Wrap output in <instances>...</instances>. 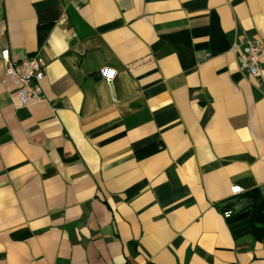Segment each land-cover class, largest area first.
<instances>
[{"label":"crops","instance_id":"1","mask_svg":"<svg viewBox=\"0 0 264 264\" xmlns=\"http://www.w3.org/2000/svg\"><path fill=\"white\" fill-rule=\"evenodd\" d=\"M252 37L264 0H0V264H264L222 215L264 199ZM3 50L43 58L44 101Z\"/></svg>","mask_w":264,"mask_h":264},{"label":"built area","instance_id":"2","mask_svg":"<svg viewBox=\"0 0 264 264\" xmlns=\"http://www.w3.org/2000/svg\"><path fill=\"white\" fill-rule=\"evenodd\" d=\"M233 48L237 51V60L239 68L252 78L261 76L260 63L264 58V39L247 38L244 43L238 45L234 42ZM4 59V76L16 86V97L21 106L32 102H41L45 100L41 81L43 79L44 60L39 55L27 57L19 61H12L8 56V51H1ZM104 81L110 84L115 77V70L110 68H101L99 70ZM242 191L239 185H232L230 192L236 195ZM224 218L232 215V210L222 211Z\"/></svg>","mask_w":264,"mask_h":264},{"label":"water","instance_id":"3","mask_svg":"<svg viewBox=\"0 0 264 264\" xmlns=\"http://www.w3.org/2000/svg\"><path fill=\"white\" fill-rule=\"evenodd\" d=\"M232 209V215L227 219V223L233 235L249 231L253 223L264 224V199L246 204L238 203Z\"/></svg>","mask_w":264,"mask_h":264}]
</instances>
